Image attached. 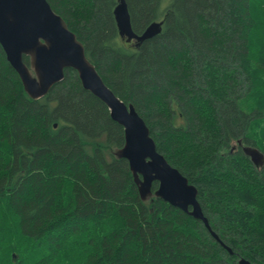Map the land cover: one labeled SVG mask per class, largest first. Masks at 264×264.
Segmentation results:
<instances>
[{
  "label": "trees",
  "instance_id": "16d2710c",
  "mask_svg": "<svg viewBox=\"0 0 264 264\" xmlns=\"http://www.w3.org/2000/svg\"><path fill=\"white\" fill-rule=\"evenodd\" d=\"M47 2L234 255L202 221L142 201L115 156L123 127L75 71L35 101L0 46V264H264V167L238 145L264 153V0H126L138 35L164 21L139 46L119 35L118 0Z\"/></svg>",
  "mask_w": 264,
  "mask_h": 264
},
{
  "label": "water",
  "instance_id": "95a60500",
  "mask_svg": "<svg viewBox=\"0 0 264 264\" xmlns=\"http://www.w3.org/2000/svg\"><path fill=\"white\" fill-rule=\"evenodd\" d=\"M114 17L121 39L129 44L135 41V46L162 34L164 30V21H155L138 35L133 30L126 0H118ZM0 46L18 73L26 94L35 101L62 83L67 70L75 71L84 90L101 100L109 108L111 119L123 127L124 147L115 156L128 161L142 201L147 202L153 197L162 199L171 207L202 221L211 230L199 205L196 187L158 152L151 131L135 106L126 105L103 82L86 56L85 45L47 0H0ZM25 57L30 60L29 66L23 60ZM238 145L257 169L264 167L262 151L244 146L242 141ZM155 183H159L156 191L153 189ZM227 250L232 254L231 249ZM238 264L252 263L241 258Z\"/></svg>",
  "mask_w": 264,
  "mask_h": 264
},
{
  "label": "bare ground",
  "instance_id": "6f19581e",
  "mask_svg": "<svg viewBox=\"0 0 264 264\" xmlns=\"http://www.w3.org/2000/svg\"><path fill=\"white\" fill-rule=\"evenodd\" d=\"M160 7V6H159ZM169 8V7H168ZM171 8V7H170ZM158 11V10H157ZM156 12V11H155ZM159 12V11H158ZM255 15V14H254ZM161 16V15H160ZM163 16V15H162ZM155 17V16H154ZM133 21V20H132ZM153 23V22H152ZM150 24V23H149ZM133 26V25H132ZM163 29H164V27H163ZM123 53V52H122ZM132 54V53H131ZM123 55V54H122ZM127 55V54H126ZM129 55V54H128ZM244 145V144H243ZM245 146V145H244ZM252 146H253V144H252ZM234 148H236V147H234ZM234 154V153H233ZM254 165V164H253ZM254 167H255V165H254ZM256 168V167H255ZM257 170V169H256ZM199 202V201H198ZM199 205H200V203H199ZM208 207V206H207ZM201 208H202V206H201ZM191 210V209H190ZM206 210V209H205ZM202 212H203V210H202ZM209 213V212H208ZM210 214V213H209ZM203 215H204V213H203ZM205 217V216H204ZM207 218V217H206ZM196 220V219H195ZM208 220V219H207ZM203 223V222H202ZM208 224H209V221H208ZM203 225H205V224H203ZM206 227V226H205ZM209 227H210V225H209ZM211 229V228H210ZM209 232H211L212 233V235H213V233L217 236V234L213 231V229H211V230H209ZM213 237H214V235H213ZM215 238V237H214ZM218 239V240H217ZM217 239L215 238V240L217 241V242H219V243H221V246H223V247H225L226 249L228 248V249H230L228 246H226L225 244H222V242L220 241V238L217 236ZM239 251V250H238ZM233 254V253H232ZM234 255V254H233ZM243 257V256H242ZM241 257V258H242ZM240 258V259H241ZM240 259H238V261L240 260ZM238 264V263H237Z\"/></svg>",
  "mask_w": 264,
  "mask_h": 264
},
{
  "label": "flooded vegetation",
  "instance_id": "af4514ba",
  "mask_svg": "<svg viewBox=\"0 0 264 264\" xmlns=\"http://www.w3.org/2000/svg\"><path fill=\"white\" fill-rule=\"evenodd\" d=\"M129 8V7H128ZM132 25H133V21H132ZM130 44L135 45V41H132ZM236 151V150H235Z\"/></svg>",
  "mask_w": 264,
  "mask_h": 264
},
{
  "label": "rangeland",
  "instance_id": "374dc122",
  "mask_svg": "<svg viewBox=\"0 0 264 264\" xmlns=\"http://www.w3.org/2000/svg\"><path fill=\"white\" fill-rule=\"evenodd\" d=\"M236 143H234V145H235Z\"/></svg>",
  "mask_w": 264,
  "mask_h": 264
}]
</instances>
